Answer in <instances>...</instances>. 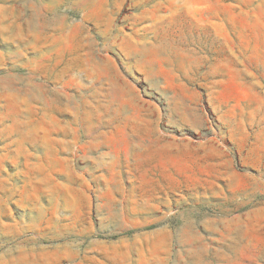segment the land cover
Masks as SVG:
<instances>
[{"label": "rangeland", "instance_id": "1", "mask_svg": "<svg viewBox=\"0 0 264 264\" xmlns=\"http://www.w3.org/2000/svg\"><path fill=\"white\" fill-rule=\"evenodd\" d=\"M0 264H264V0H0Z\"/></svg>", "mask_w": 264, "mask_h": 264}]
</instances>
